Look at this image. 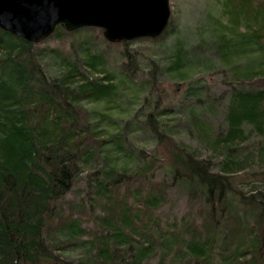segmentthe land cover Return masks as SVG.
I'll use <instances>...</instances> for the list:
<instances>
[{
    "label": "trees",
    "instance_id": "1",
    "mask_svg": "<svg viewBox=\"0 0 264 264\" xmlns=\"http://www.w3.org/2000/svg\"><path fill=\"white\" fill-rule=\"evenodd\" d=\"M217 1L226 23L200 72L201 46L141 67L170 22L119 43L0 29V264H264V0Z\"/></svg>",
    "mask_w": 264,
    "mask_h": 264
},
{
    "label": "water",
    "instance_id": "2",
    "mask_svg": "<svg viewBox=\"0 0 264 264\" xmlns=\"http://www.w3.org/2000/svg\"><path fill=\"white\" fill-rule=\"evenodd\" d=\"M170 16V0H0V29L33 44L58 25L101 29L109 43L157 38Z\"/></svg>",
    "mask_w": 264,
    "mask_h": 264
},
{
    "label": "rangeland",
    "instance_id": "3",
    "mask_svg": "<svg viewBox=\"0 0 264 264\" xmlns=\"http://www.w3.org/2000/svg\"><path fill=\"white\" fill-rule=\"evenodd\" d=\"M170 8H171V21L169 27L167 28L168 34L164 37V40L162 42H159V49L155 52L145 53V51H142V62L141 67H146L148 65L147 60L145 59V56H155L156 58H161L164 56L165 51L170 50L168 54H170L174 48L177 46L183 47L186 50H193L195 46L199 47L198 52L200 55H195L199 61L196 62L197 64V71H202L200 63L205 62H214L217 60V58L208 59V55L210 52V49L214 47V39L213 37L215 34H217V30L219 28V22L222 21L223 24L226 23V17L223 13V7L221 6V3L217 0H170ZM97 34V32H95ZM100 42H96L98 44ZM58 43L55 40H52L48 43L42 44L40 49H53V47H56ZM203 45V46H202ZM138 46L141 47V44H138ZM136 45H132V48H139ZM101 47V46H100ZM143 47V46H142ZM105 48V47H104ZM107 49V58L110 60V64L112 62L118 63V52L122 50L120 47H113L109 46ZM105 49V50H106ZM209 51V52H208ZM49 52V50H48ZM49 54V53H47ZM141 56V54H138ZM212 56V55H211ZM139 58L137 55H135V59L132 62L133 67L135 66V62H138ZM157 60V59H155ZM214 60V61H213ZM46 64L51 65V63L46 61ZM111 66V65H110ZM138 66V65H136ZM142 67V68H143ZM48 71L50 72L49 75L52 77L57 76V68L56 71L54 66L47 67ZM218 68L220 70H223V67H221V64L218 63ZM225 69V68H224ZM172 85V84H171ZM173 98V97H172ZM121 102H126L129 100L128 98H121ZM177 101V100H174ZM122 103L121 105H123ZM223 102H221L222 106ZM86 108L91 111H100L105 112L107 111V108L104 107V105H86ZM221 108V107H220ZM214 115L216 118H213L210 116V121H214V123H222V114L220 112V109L217 111H214ZM184 116H182V120L180 123H184ZM181 125V124H180ZM259 141L257 139H254L253 142L249 143L250 148H255L256 142ZM139 146V143L136 144ZM249 151V150H247ZM242 156V154H241ZM165 161L160 160L158 162V165L160 166V170L164 169L166 165L164 164ZM246 173H239L238 175H235L234 179H231L233 186L237 189L242 191H247L249 189V185H246ZM261 185V184H260ZM183 197V194H182Z\"/></svg>",
    "mask_w": 264,
    "mask_h": 264
},
{
    "label": "bare ground",
    "instance_id": "4",
    "mask_svg": "<svg viewBox=\"0 0 264 264\" xmlns=\"http://www.w3.org/2000/svg\"><path fill=\"white\" fill-rule=\"evenodd\" d=\"M154 39V38H153Z\"/></svg>",
    "mask_w": 264,
    "mask_h": 264
}]
</instances>
